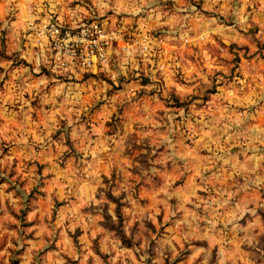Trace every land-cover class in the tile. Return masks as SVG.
<instances>
[{"label": "clouds", "instance_id": "9594fccd", "mask_svg": "<svg viewBox=\"0 0 264 264\" xmlns=\"http://www.w3.org/2000/svg\"><path fill=\"white\" fill-rule=\"evenodd\" d=\"M0 264H264V0H0Z\"/></svg>", "mask_w": 264, "mask_h": 264}]
</instances>
